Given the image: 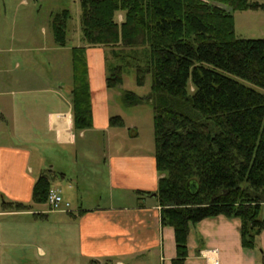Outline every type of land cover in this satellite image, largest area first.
<instances>
[{"label": "trees", "instance_id": "16d2710c", "mask_svg": "<svg viewBox=\"0 0 264 264\" xmlns=\"http://www.w3.org/2000/svg\"><path fill=\"white\" fill-rule=\"evenodd\" d=\"M259 9L264 4L249 0H79L83 45L71 49L72 130L92 125L86 47L108 49L119 59L107 67L108 89L121 86L127 69L137 86L150 77L146 96L123 91L122 103L151 106L159 175L154 196L160 224L173 229L171 264H183L187 256L190 225L216 216L237 218L241 247L258 249L264 227V94L258 90H264V38H236L231 12ZM69 17L66 9L51 14L56 46L66 45ZM109 126L123 127V120L111 116ZM51 179L49 171L36 179L34 202L45 203Z\"/></svg>", "mask_w": 264, "mask_h": 264}, {"label": "crops", "instance_id": "0c3cea01", "mask_svg": "<svg viewBox=\"0 0 264 264\" xmlns=\"http://www.w3.org/2000/svg\"><path fill=\"white\" fill-rule=\"evenodd\" d=\"M18 6L28 0L0 10V264H171L174 233L160 224L154 152L127 142L110 148L105 48L85 49L92 125L76 134L70 92L78 45L56 46L39 11ZM48 171L67 211L32 200L34 182ZM239 227L224 216L190 225L183 264H260L264 227L253 250L241 247Z\"/></svg>", "mask_w": 264, "mask_h": 264}, {"label": "rangeland", "instance_id": "374dc122", "mask_svg": "<svg viewBox=\"0 0 264 264\" xmlns=\"http://www.w3.org/2000/svg\"><path fill=\"white\" fill-rule=\"evenodd\" d=\"M249 1L264 4V0ZM18 2L19 0H0V10L3 8L13 9L18 4ZM28 3L29 6H18V8L21 9L24 7H29L33 8L35 11H39V20L42 21L43 25L47 29L49 37H51L50 15L64 9L68 10L70 17L66 26V45H82L81 40L79 42V0H28ZM231 14L233 15L234 19V31L236 38H264V9L255 11H234L231 12ZM104 50V68L106 77L108 74L107 67L120 64V61L119 59L113 58L112 55H110L108 49ZM124 52H129V49H125ZM234 79L247 86H251V84L239 78L235 77ZM109 90L110 113L113 116L121 117L123 120V127L110 128V132L107 135L110 139V148H119L121 145L123 146L124 142H127L124 147L139 146L142 151L146 153H153L154 139L152 128V111L150 104L144 102L141 105L125 107L122 103L123 91H132L141 97L146 96L150 90V77L146 76L144 85L137 86L134 81L133 70L127 69L123 73L121 86L111 88ZM258 90L264 94L263 89ZM133 133L137 134L133 136ZM89 152V154H91L95 153L96 151L92 148ZM81 171L85 173L84 168H82ZM90 172V169H86V173L90 174Z\"/></svg>", "mask_w": 264, "mask_h": 264}, {"label": "built area", "instance_id": "2783aa9c", "mask_svg": "<svg viewBox=\"0 0 264 264\" xmlns=\"http://www.w3.org/2000/svg\"><path fill=\"white\" fill-rule=\"evenodd\" d=\"M45 203L49 210L67 211L69 209V204L64 202L60 194L54 189L48 190Z\"/></svg>", "mask_w": 264, "mask_h": 264}, {"label": "water", "instance_id": "95a60500", "mask_svg": "<svg viewBox=\"0 0 264 264\" xmlns=\"http://www.w3.org/2000/svg\"><path fill=\"white\" fill-rule=\"evenodd\" d=\"M153 195H155V194H153Z\"/></svg>", "mask_w": 264, "mask_h": 264}]
</instances>
